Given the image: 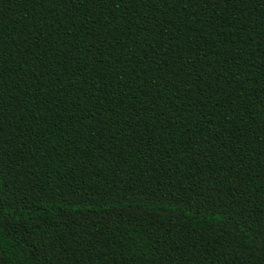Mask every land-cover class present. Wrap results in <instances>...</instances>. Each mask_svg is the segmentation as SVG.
Masks as SVG:
<instances>
[{
    "label": "trees",
    "instance_id": "trees-1",
    "mask_svg": "<svg viewBox=\"0 0 264 264\" xmlns=\"http://www.w3.org/2000/svg\"><path fill=\"white\" fill-rule=\"evenodd\" d=\"M264 0H0V264H264Z\"/></svg>",
    "mask_w": 264,
    "mask_h": 264
},
{
    "label": "snow or ice",
    "instance_id": "snow-or-ice-1",
    "mask_svg": "<svg viewBox=\"0 0 264 264\" xmlns=\"http://www.w3.org/2000/svg\"><path fill=\"white\" fill-rule=\"evenodd\" d=\"M262 244H264V242H262Z\"/></svg>",
    "mask_w": 264,
    "mask_h": 264
}]
</instances>
